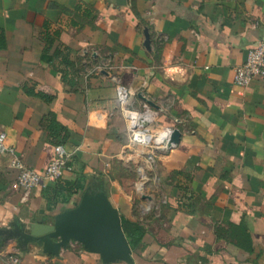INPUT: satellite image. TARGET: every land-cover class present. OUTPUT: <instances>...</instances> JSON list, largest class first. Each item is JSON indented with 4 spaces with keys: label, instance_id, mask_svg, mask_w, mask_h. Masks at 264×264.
<instances>
[{
    "label": "crops",
    "instance_id": "0c3cea01",
    "mask_svg": "<svg viewBox=\"0 0 264 264\" xmlns=\"http://www.w3.org/2000/svg\"><path fill=\"white\" fill-rule=\"evenodd\" d=\"M0 35V131L14 148L0 153V264L11 253L19 264H105L75 241L43 254L15 231L73 207L96 175L125 171L130 126L118 83L132 87L128 106L148 105L153 126L178 129L180 140L158 151L146 180L141 158L139 190L154 180L163 196L142 201L160 203L130 237L123 229L133 262L109 264H264V80L233 79L264 40V0H0ZM53 122L74 170L24 201L12 162L43 174L59 145ZM80 177L84 190L57 191Z\"/></svg>",
    "mask_w": 264,
    "mask_h": 264
},
{
    "label": "water",
    "instance_id": "95a60500",
    "mask_svg": "<svg viewBox=\"0 0 264 264\" xmlns=\"http://www.w3.org/2000/svg\"><path fill=\"white\" fill-rule=\"evenodd\" d=\"M145 36L148 46V29ZM179 140L180 131L174 129L171 142L176 144ZM15 234L21 244L37 245L43 254L59 255L62 249L75 241L86 251L98 254L105 264L133 262L132 248L122 228L119 208L102 185L88 186L73 207L54 216L35 218Z\"/></svg>",
    "mask_w": 264,
    "mask_h": 264
},
{
    "label": "built area",
    "instance_id": "2783aa9c",
    "mask_svg": "<svg viewBox=\"0 0 264 264\" xmlns=\"http://www.w3.org/2000/svg\"><path fill=\"white\" fill-rule=\"evenodd\" d=\"M234 82L241 86H249L255 80H264V40L250 48L245 61L234 68ZM133 94L129 85L117 84V101L121 107L124 118L127 119L129 128V143L139 150L143 158L140 168L142 178L147 179V170L153 168L157 161L159 150L168 151L175 143L171 142L172 130L165 127H154V113L147 107L139 110L128 106V101ZM0 153L12 154L14 148L8 144L6 131H0ZM72 153L63 145L55 146V156L43 174L28 166L23 160L15 158L12 162L17 173V185L22 190V198L26 201L32 189L38 186H48L65 176L67 171L74 170ZM142 179V180H144ZM141 183L140 187L143 188ZM9 260L12 264L21 262L19 254L11 253Z\"/></svg>",
    "mask_w": 264,
    "mask_h": 264
},
{
    "label": "rangeland",
    "instance_id": "374dc122",
    "mask_svg": "<svg viewBox=\"0 0 264 264\" xmlns=\"http://www.w3.org/2000/svg\"><path fill=\"white\" fill-rule=\"evenodd\" d=\"M128 145L126 146L128 148V150L126 151V155L123 158V162H125L127 164V166L125 167V171L122 173H120V175L118 174L119 169L116 168L115 171L111 172L112 174H110V178L109 176L106 175V173H104L105 175H96L95 179H99L100 181L97 182V186H104L109 197L110 193L108 192V189L106 187L105 184V177L108 180L112 179V181H116L118 184H120L121 186V194L119 195L120 197H122L123 199H126L129 201V209L131 211V218L123 216V208L120 205V203L117 204L115 198H111V200L113 201V203L119 208L120 211V215L122 218V228L125 229V233L130 237L132 234V229L134 228V226H138L139 224H137V217H140L141 214L143 215H147L150 216V214H152V212H155L156 210V206L157 203L159 204L160 202L157 201V203L151 207V206H147L145 202H142L143 200L146 201L149 199V197L154 196L156 197V199L158 200V198H162L163 193L160 192H155L154 191V187L152 189L151 185H154V180H149V182H147L146 187H148L147 189L143 190V193L139 190L138 188V182H139V173L138 169L139 166L141 164V154L139 153V150L135 149V146L131 145L129 143V139H128ZM136 156H139L137 159ZM131 170H128L129 168H131ZM128 170V171H127ZM153 177V176H152ZM95 183V182H93ZM95 188V187H94ZM152 190H151V189ZM150 189V190H149ZM146 191V192H145ZM146 195V196H145ZM144 203L147 207L142 206V204ZM142 215V216H143ZM80 244V243H79ZM21 258V256H20ZM7 263L12 264V261L9 260V257L7 258ZM19 264V263H18Z\"/></svg>",
    "mask_w": 264,
    "mask_h": 264
},
{
    "label": "trees",
    "instance_id": "16d2710c",
    "mask_svg": "<svg viewBox=\"0 0 264 264\" xmlns=\"http://www.w3.org/2000/svg\"><path fill=\"white\" fill-rule=\"evenodd\" d=\"M52 115L54 116V114H52ZM49 132H50L51 135H54L55 136L54 137L55 139H53V143L54 144H61L62 145L64 143V138L63 137H57L56 127L54 126V122L52 123V125L49 126ZM82 179H84V177L83 178L80 177L78 182L65 181V183L62 186H58L57 187V191H58V188L60 189V191H61V189L62 190L63 189H68V190L75 189V191L77 190V192L78 191H82V190L85 189V185H83V182L80 181ZM48 186H45V187H48ZM79 199H80V196L78 197L77 201H79ZM70 207H72V206H70ZM70 207H66V208H70ZM66 208H63L60 211L66 209ZM60 211H58L57 213H59ZM137 229H139V231H140L141 230V226H139V228H137ZM139 231L138 230H135L134 233H137Z\"/></svg>",
    "mask_w": 264,
    "mask_h": 264
}]
</instances>
